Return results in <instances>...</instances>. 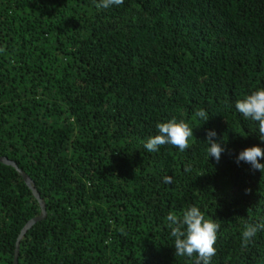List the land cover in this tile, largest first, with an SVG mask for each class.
Masks as SVG:
<instances>
[{"label": "trees", "instance_id": "16d2710c", "mask_svg": "<svg viewBox=\"0 0 264 264\" xmlns=\"http://www.w3.org/2000/svg\"><path fill=\"white\" fill-rule=\"evenodd\" d=\"M96 3L0 0V157L46 213L18 264H192L166 221L191 206L220 224L211 264H264V231L246 249L240 240L245 223L264 222V173L235 162L264 142L234 107L264 89V0ZM172 118L193 128L190 147L146 151ZM39 214L0 163V264Z\"/></svg>", "mask_w": 264, "mask_h": 264}, {"label": "clouds", "instance_id": "9594fccd", "mask_svg": "<svg viewBox=\"0 0 264 264\" xmlns=\"http://www.w3.org/2000/svg\"><path fill=\"white\" fill-rule=\"evenodd\" d=\"M123 2L124 0H99L95 6L107 9L110 6L122 5ZM3 51L4 49L0 48V52ZM234 107L245 119L258 124V136L260 141L264 142V89L253 91L243 99L235 101ZM194 116L204 122L209 119L204 109L196 110ZM156 129L158 134L150 136L144 143V148L148 152H155L166 144L184 152L190 147L189 141L194 140L193 128L183 120L177 122L175 118H172L167 122L157 123ZM215 136L214 130L206 132L205 144L208 146L206 151L208 157L211 156L219 162L225 149L214 140ZM260 159H264V149L252 146L240 151L235 162L237 164L247 163L253 170L264 173V164L258 162ZM166 221L168 222L167 227L170 229V236L174 238L175 256L189 259L195 257L192 264H211L212 257L216 255L214 245L220 229L218 222L206 219L204 213L196 206H191L180 214L169 212ZM119 231L123 233V228ZM260 231H264V222L245 223L240 234L241 247L246 249Z\"/></svg>", "mask_w": 264, "mask_h": 264}, {"label": "water", "instance_id": "95a60500", "mask_svg": "<svg viewBox=\"0 0 264 264\" xmlns=\"http://www.w3.org/2000/svg\"><path fill=\"white\" fill-rule=\"evenodd\" d=\"M0 163L6 166L12 167L18 173V175L22 178L26 186L31 190L34 198L36 199L40 207V214L37 217L28 221V223L24 226V228L21 230L18 236L17 242L15 244V252H14V259H13V264H18L19 243L22 237L27 233L28 230H30L36 223L45 219L46 217L45 204H44V201L40 198L39 194L36 192L30 178L25 173H23L20 169H18L15 163L9 161L6 158H2V157H0Z\"/></svg>", "mask_w": 264, "mask_h": 264}]
</instances>
